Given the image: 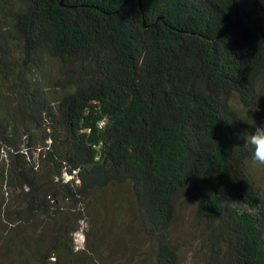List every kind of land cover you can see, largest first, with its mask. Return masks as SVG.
<instances>
[{"label":"trees","instance_id":"16d2710c","mask_svg":"<svg viewBox=\"0 0 264 264\" xmlns=\"http://www.w3.org/2000/svg\"><path fill=\"white\" fill-rule=\"evenodd\" d=\"M258 125L264 0H0V264H264Z\"/></svg>","mask_w":264,"mask_h":264},{"label":"rangeland","instance_id":"374dc122","mask_svg":"<svg viewBox=\"0 0 264 264\" xmlns=\"http://www.w3.org/2000/svg\"><path fill=\"white\" fill-rule=\"evenodd\" d=\"M69 179L70 176L68 175ZM195 222L191 216V212L189 209L183 211L181 216L178 217L177 224L175 226L174 238L178 239L180 242L188 245L189 248H192V251L187 253V261L186 264H203L201 254L199 253V236L196 234ZM91 231L89 221L85 220L81 224V228L78 232L75 233V244L77 249H82L85 247L87 232ZM95 238V237H93ZM92 238V239H93ZM117 237L115 238V240ZM110 240V239H109ZM131 246L126 241L119 240L113 242V253H110L109 250H106V255H111L109 258H106L113 263L121 260V258H125L130 254Z\"/></svg>","mask_w":264,"mask_h":264},{"label":"clouds","instance_id":"9594fccd","mask_svg":"<svg viewBox=\"0 0 264 264\" xmlns=\"http://www.w3.org/2000/svg\"><path fill=\"white\" fill-rule=\"evenodd\" d=\"M243 147L250 149L255 164L264 166V125L255 127L254 132L244 137Z\"/></svg>","mask_w":264,"mask_h":264}]
</instances>
